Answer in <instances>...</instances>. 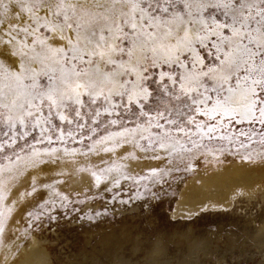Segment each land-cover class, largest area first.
Returning a JSON list of instances; mask_svg holds the SVG:
<instances>
[{"label":"snow or ice","instance_id":"6c2138e0","mask_svg":"<svg viewBox=\"0 0 264 264\" xmlns=\"http://www.w3.org/2000/svg\"><path fill=\"white\" fill-rule=\"evenodd\" d=\"M126 146L123 160L139 151L163 166L79 168L97 188L131 181L120 203L156 198L208 151L264 162V0H0V240L18 180ZM60 182L42 185L50 197L30 225L66 214Z\"/></svg>","mask_w":264,"mask_h":264},{"label":"rangeland","instance_id":"374dc122","mask_svg":"<svg viewBox=\"0 0 264 264\" xmlns=\"http://www.w3.org/2000/svg\"><path fill=\"white\" fill-rule=\"evenodd\" d=\"M41 31L43 32L44 29ZM152 87L155 89V84ZM73 146L79 147L78 145ZM214 147L215 145H210V148ZM252 147L253 154L260 151L259 146L253 145ZM210 152L212 153V151ZM224 153L230 152L225 151ZM138 154H142L144 158L150 155L137 151L136 155L138 156ZM241 154H243V150L239 155ZM200 157L197 159L198 161ZM106 160L108 163L121 162L118 156L106 158L104 161ZM104 166V164H100L97 168ZM177 166L183 168L184 164ZM147 172L148 170H141L128 173L130 175H145ZM191 172L193 171L173 173L172 177L167 178V183L153 188V191L158 193L156 198L134 199L130 203L122 204L119 202L120 198L128 200L135 192V186L131 181H122L120 189L112 188L110 180L101 183L99 188L96 185L91 188H81L78 185L76 188H67L64 191L56 184L57 192L68 196L73 203L69 206L66 214L64 210L58 209L55 213L57 217L55 220L50 221L45 216L38 223L31 225L27 212L39 210L40 205L49 199L50 191L42 187L43 184L49 183L48 181L35 178L37 191L33 193L32 180H30L26 188L30 195L25 210L26 216L23 217L21 226L14 230L19 236V241L14 247L11 257L18 256L33 237L37 241L34 244L45 245L50 250L52 264H145V260L150 257L148 249L152 240L156 241L157 236L162 233L168 236L172 234L167 245L169 253L163 254L165 256H158V261L162 260L163 262L175 259L176 263L187 264L188 253H184L183 249H187L190 244L188 240L194 234L197 238L200 236V240L205 239L209 243V240L221 232L225 236H219V238L228 237L231 232H235L238 234L236 242L241 246L244 241H247L243 232L244 221L247 220L252 226L262 224L264 206L257 203L248 206L242 203L243 208L238 210V206L223 207V203L220 205L210 204L189 212L186 217L183 215L184 220L182 221L179 215L171 213V211L177 201L178 190ZM38 177L44 179L46 173L42 172ZM54 181L57 180H51L52 183ZM110 188L112 190L108 191ZM244 189L245 187L242 189L243 193L246 192ZM118 191L120 197L113 202L112 196ZM241 192H236L234 197L243 194ZM97 202L99 205L95 206ZM72 207L79 208L80 211H72ZM105 209H107L106 213ZM89 210L94 217L97 211L102 215L89 220L85 215ZM82 215L83 219L80 218ZM254 218L259 220L254 221ZM174 229H178V232H174ZM126 240L128 242H125ZM7 241L8 239L5 240V242ZM136 242H140L139 247L138 244H135ZM253 248L255 246L250 245V250ZM0 253H3L1 243ZM212 254L211 251L208 252L209 256ZM189 256L191 257V255ZM208 263L213 264L215 261L211 259L208 260ZM146 264H151V261ZM220 264L229 263L221 262Z\"/></svg>","mask_w":264,"mask_h":264},{"label":"bare ground","instance_id":"6f19581e","mask_svg":"<svg viewBox=\"0 0 264 264\" xmlns=\"http://www.w3.org/2000/svg\"><path fill=\"white\" fill-rule=\"evenodd\" d=\"M131 151V146H126L125 149H120L115 154L101 153L98 157L68 159L62 165L34 172L27 179L18 180L11 187V194L6 202L9 207L13 208V212L6 223L2 240H0L3 250V253H0V264H52L50 250L45 245L34 244L37 242L34 237L29 241L31 244H27L18 256L11 257L13 249L19 241V236L16 235L14 230L21 226L23 217L26 216L25 210L28 205V198H30L26 188L33 176L37 180H44L49 183H52L51 180L61 181L57 183V186L64 191L67 188H76L78 185L81 188L95 186V179L92 177L91 172H81L79 168H88L90 164L98 167L102 164L101 161L106 158L110 159L118 156L121 162L127 165L126 170L130 173L163 165L162 161L144 158L142 154L136 155V159L123 160L122 158ZM200 156V160L195 162V170L191 172L178 190L179 195L171 213H176L183 221V215L186 217L189 212L210 204L220 205V203H223V207L238 206V210L243 208L242 203L248 206L256 203L264 206V162L255 159L253 162L244 161L241 159V155L232 153L213 155L208 151ZM42 172L46 173L44 179L38 177ZM59 172H63V175H57ZM243 187H245V193H243ZM236 192L243 194L235 198L234 194ZM96 205H99V202ZM253 220L257 221L259 219L254 218ZM174 232H178V229H174ZM243 232L247 241H244L241 246L236 242L238 234L235 232H231L228 237L219 238V236H225L221 232V234L209 240V243L205 239L200 240L201 237L197 238L194 234L188 240L190 244L187 249H183L184 253H188L187 264H211L208 263V260L211 259L215 261L213 264H220L221 262H228L229 264H264V220H262V224L253 226L245 220ZM171 238L172 234L168 236L162 233L157 236L156 241L155 239L152 240L148 249L150 257L145 260V264L148 261H151V264H183L182 262L176 263L175 259L165 262L158 261V256H165L163 254L169 253L167 245ZM6 239H8L7 242H5ZM125 242H128V240ZM135 244H138V247L140 246V242ZM250 245H254L255 248L250 250ZM180 251L182 252V248ZM209 251L213 253L212 256L208 255ZM116 256H119V254H116Z\"/></svg>","mask_w":264,"mask_h":264}]
</instances>
